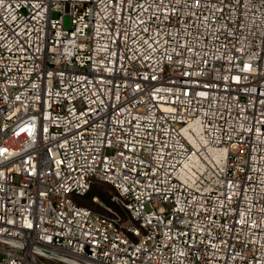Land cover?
Instances as JSON below:
<instances>
[{
  "label": "built area",
  "instance_id": "2783aa9c",
  "mask_svg": "<svg viewBox=\"0 0 264 264\" xmlns=\"http://www.w3.org/2000/svg\"><path fill=\"white\" fill-rule=\"evenodd\" d=\"M0 256L264 264V0H0Z\"/></svg>",
  "mask_w": 264,
  "mask_h": 264
},
{
  "label": "rangeland",
  "instance_id": "374dc122",
  "mask_svg": "<svg viewBox=\"0 0 264 264\" xmlns=\"http://www.w3.org/2000/svg\"><path fill=\"white\" fill-rule=\"evenodd\" d=\"M63 24L66 28L70 27V16L68 14L64 15ZM112 193L113 189L109 184L97 181L93 183L86 195L78 198V201L98 211L103 210L104 207H110L121 212L118 205L111 200ZM94 198H96V200H94Z\"/></svg>",
  "mask_w": 264,
  "mask_h": 264
},
{
  "label": "bare ground",
  "instance_id": "6f19581e",
  "mask_svg": "<svg viewBox=\"0 0 264 264\" xmlns=\"http://www.w3.org/2000/svg\"><path fill=\"white\" fill-rule=\"evenodd\" d=\"M211 154L213 155V157H215L216 155H219V156L222 155L221 152L218 150H211ZM215 158L218 159L217 157H215ZM94 200H96V198Z\"/></svg>",
  "mask_w": 264,
  "mask_h": 264
}]
</instances>
